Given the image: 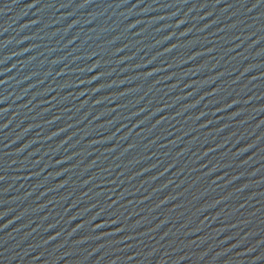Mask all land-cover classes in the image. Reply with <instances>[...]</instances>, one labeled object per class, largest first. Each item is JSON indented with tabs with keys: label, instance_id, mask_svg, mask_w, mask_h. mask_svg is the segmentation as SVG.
Segmentation results:
<instances>
[{
	"label": "water",
	"instance_id": "water-1",
	"mask_svg": "<svg viewBox=\"0 0 264 264\" xmlns=\"http://www.w3.org/2000/svg\"><path fill=\"white\" fill-rule=\"evenodd\" d=\"M0 264H264V0H0Z\"/></svg>",
	"mask_w": 264,
	"mask_h": 264
}]
</instances>
